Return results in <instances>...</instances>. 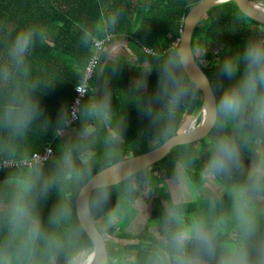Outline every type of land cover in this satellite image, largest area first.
Wrapping results in <instances>:
<instances>
[{
  "label": "trees",
  "instance_id": "1",
  "mask_svg": "<svg viewBox=\"0 0 264 264\" xmlns=\"http://www.w3.org/2000/svg\"><path fill=\"white\" fill-rule=\"evenodd\" d=\"M200 0H0V68L7 69V81L0 73V105L9 99L13 90L25 84L36 85L34 95L39 100L43 111L30 128L19 135H14L0 123V160L27 161L34 155L50 148L52 155L43 163L45 175L57 172L58 157L70 142L86 144L93 153V174L107 164L105 156L108 150L107 137L113 129L123 134L119 145L125 157L146 153L165 140L160 135L159 127H153L143 118L141 112L151 101L160 59L167 52V46L181 35L183 20ZM264 4V0H252ZM261 23L246 17L234 2L219 4L210 8L195 27L192 34V46L199 50L205 61L200 68L213 83V90L220 81L218 64L228 54L242 51L246 41L257 34ZM32 30V43L25 58L27 76L23 69H18L9 56V49L17 32ZM103 42L102 53L98 55L93 76L89 81L86 95L77 121L71 125H58L59 113L69 115L76 98V88L82 82L84 71L94 54V42ZM125 45L133 62L114 60L111 56L117 48ZM143 49L150 50L153 56H147ZM197 62L199 63L198 59ZM121 67L119 76L113 77L111 69ZM146 68V74L143 71ZM147 79L145 89L139 88L140 81ZM225 85L229 81H222ZM111 96V112L108 120L101 123L89 118L85 109L94 103L102 92ZM97 91V93L95 92ZM200 111V99L190 106L180 109L176 122L183 131L188 123ZM200 117L197 118L198 123ZM88 128L91 135L84 141L78 140V134ZM213 133H209L208 137ZM203 138L190 145L174 147L164 159L144 170L147 179L138 188L128 193L125 185L112 186L111 199L106 207L93 208L91 217L98 230L105 237L135 241V245L126 246L125 251L133 253L131 264H145L147 250L156 238L147 229L135 235L124 231L125 226L141 212L146 215L149 225L159 226L165 209L173 202L163 186L165 180H175L181 164H186L185 178L195 189L205 184L202 174L203 155L207 157V139ZM258 145L250 143L242 149L244 160L249 161ZM31 167V166H30ZM22 166L12 170L0 171V212L12 194V187L5 182L10 177H22L30 169ZM153 173L160 177L151 182ZM233 179L218 178L225 191L217 201L216 215L230 214L232 207ZM82 184L57 178V187L50 194L46 204L41 205V216L45 227L49 214L58 203L70 204L73 209L72 223H79L76 211V197ZM197 199V198H196ZM189 200L181 204L185 220L191 222L195 216L210 215L209 204L213 199ZM264 222V213H260ZM68 223L57 229L63 231ZM102 226L105 228L102 229ZM234 226L229 223L220 239L228 244L233 241ZM92 249L89 238L83 233L80 240ZM108 257H114L118 263L119 250L107 245ZM71 253V247L65 249L57 258V264H64Z\"/></svg>",
  "mask_w": 264,
  "mask_h": 264
},
{
  "label": "clouds",
  "instance_id": "2",
  "mask_svg": "<svg viewBox=\"0 0 264 264\" xmlns=\"http://www.w3.org/2000/svg\"><path fill=\"white\" fill-rule=\"evenodd\" d=\"M32 34L31 28L17 32L9 49L11 60L23 69L24 76ZM159 59L157 84L142 117L159 127L162 138L174 146L194 143L201 138V132L204 136L213 133L207 139V158L202 166L210 187L218 178H241L232 185L230 214L216 215L217 201L212 199L210 215L195 216L188 222L182 200L172 202L164 211L155 243L147 250L145 264H264V222L259 209L264 202V149H256L247 167L242 151L250 143L264 144V24L246 41L242 51L220 60V81L215 85L219 95L202 73V58L198 63L197 52L184 35L177 36ZM120 71L121 67L114 64L111 74L116 77ZM0 73L7 81V69L0 68ZM224 80L229 83L225 85ZM147 85L144 79L139 88L143 90ZM35 90L34 84L17 87L0 105V123L14 135L28 130L43 115ZM196 99H200L204 119L197 127L186 126L181 132L177 114ZM110 106L111 96L105 90L85 111L89 118L104 123ZM72 111L79 109L73 107ZM71 122L68 114L59 113L58 125L70 126ZM89 135L91 131L83 128L78 140L84 141ZM122 142V132L113 129L107 137V164L95 175L91 149L70 141L58 157L55 174L45 175L42 161L37 160L24 176L10 177L5 183L12 187V194L0 212V264H57V258L69 247L71 253L64 264H118L116 258L105 256L99 237L93 233L90 213L93 208L107 206L112 186L123 183L125 191L131 193L147 179L143 175L147 164L123 156L119 150ZM186 167H179L178 187L184 184ZM57 178L82 184L76 201L81 223H72V207L60 202L47 218V224L52 226L49 231L41 216V205L56 190ZM65 222L68 226L57 231ZM229 223L235 229L231 244L220 239ZM84 232L93 237L94 250L80 243Z\"/></svg>",
  "mask_w": 264,
  "mask_h": 264
},
{
  "label": "water",
  "instance_id": "3",
  "mask_svg": "<svg viewBox=\"0 0 264 264\" xmlns=\"http://www.w3.org/2000/svg\"><path fill=\"white\" fill-rule=\"evenodd\" d=\"M227 2H234L238 9L248 18L253 19L256 22H259L261 24H264V4L262 3H257L252 0H200L198 3H196L194 6L191 7V9L188 11L186 14L184 20H183V27L181 30V35H184V39L190 41L192 39V34L195 29V27L199 24V22L203 19L204 14L212 7L217 6L219 4L227 3ZM258 5V6H256ZM259 13V14H258ZM203 73V72H202ZM203 98V96L201 97ZM200 117L199 122L193 127H197L201 121L204 119V114L202 110L198 112V114L193 118L187 126H190L191 124H194L197 120V118ZM184 131V130H183ZM181 131V132H183ZM209 135V133H208ZM201 138H206L207 136L203 135V132L200 133ZM199 139V140H200ZM196 140V141H199ZM180 144H176L175 146L171 143H167L165 140L161 144L157 145V147L153 148L152 150L137 155V156H129L137 161L143 160L146 164L147 167H145L144 170L150 168L152 165L157 164L158 162L162 161L164 157L173 149L174 147H179ZM152 163H148V162ZM82 188L80 189V191ZM79 191V193H80ZM79 193L76 197H79ZM76 201H75V211H76ZM78 222H80L79 216L76 214ZM90 221H91V227L93 230V233L99 237L100 243H102L105 256L108 257L107 255V246H106V241L102 233L98 230L96 225L93 222V219L90 214ZM87 237L89 238V241L92 244V249L94 250L96 247V243L93 241V237L89 236L87 232H85Z\"/></svg>",
  "mask_w": 264,
  "mask_h": 264
},
{
  "label": "rangeland",
  "instance_id": "4",
  "mask_svg": "<svg viewBox=\"0 0 264 264\" xmlns=\"http://www.w3.org/2000/svg\"><path fill=\"white\" fill-rule=\"evenodd\" d=\"M124 48L125 47H120L117 49V52L114 55V60H117V61L123 60V61L133 62L132 58H130L128 53L125 52ZM201 58H202V53L199 52V50H197V59L199 62ZM200 65L202 67L205 66V61L203 60V58H202V63ZM195 124L197 123L195 122ZM258 148L262 149L261 145H258ZM206 158L207 157H204L203 155L202 161L204 162ZM249 164H250V160L246 161L245 167H247ZM151 177H152L151 182H154L160 177V175L158 173H153ZM183 179H184V184L180 185L179 187H178L177 178L175 180H168V179L165 180L163 183V186L167 188L168 194L165 195L164 197H172L173 202L177 199H181L182 202L194 200L196 198H197L196 200L198 199L204 200V199H212V198L216 199L220 197L222 193L225 191V188L218 181H216V183L212 185L211 187L207 185L208 181L205 179V177H204V180L206 181L207 184L206 186L201 187L199 189H195L193 186H191L190 183L185 178L184 174H183ZM259 209H260V213H264V202H261V204L259 205ZM145 218H146V215H145ZM145 218H143V222L141 223L142 225H145L146 223ZM129 228L131 231H134L137 229L135 227H129ZM102 229L104 230L105 228L102 226ZM147 231L150 234L154 235V237L156 238L158 228H155V226H149ZM105 241L108 246L115 247L119 250L118 258H121L124 260L123 262L120 261L119 262L120 264H131V261L133 260V253L132 252L128 253L127 251H125L126 246L124 247V245L127 242L126 243L119 242V245H118L116 239L110 238V237H105ZM128 244H131V242H129Z\"/></svg>",
  "mask_w": 264,
  "mask_h": 264
},
{
  "label": "built area",
  "instance_id": "5",
  "mask_svg": "<svg viewBox=\"0 0 264 264\" xmlns=\"http://www.w3.org/2000/svg\"><path fill=\"white\" fill-rule=\"evenodd\" d=\"M103 47V42L100 41H95L94 42V54L91 62L89 63L88 67L84 71L83 79L80 84H78L76 88V98L72 104L71 107V113H70V119H71V125H73L79 116L81 106H82V98L86 95L87 90H88V84L90 79L93 76V72L95 70L97 60H98V55L102 53V48ZM143 53L147 56H153V54L150 52V50L143 49ZM79 88V91L77 90ZM73 107H76L79 109V111L73 112L72 109ZM70 125V126H71ZM52 155V152L50 148L44 149V151L41 154L34 155L30 157L27 161H13V160H0V171L2 170H12V169H17L22 166H32L36 163L37 160L42 161V163H45Z\"/></svg>",
  "mask_w": 264,
  "mask_h": 264
},
{
  "label": "crops",
  "instance_id": "6",
  "mask_svg": "<svg viewBox=\"0 0 264 264\" xmlns=\"http://www.w3.org/2000/svg\"><path fill=\"white\" fill-rule=\"evenodd\" d=\"M125 45H121L120 47H124ZM120 47H118V48H120ZM117 48V49H118ZM125 49V48H124ZM116 52H117V50H116ZM116 52L111 56V58H113L114 59V55L116 54ZM127 53V52H126ZM144 68H143V71H144V73L146 74L147 72H146V68H145V66H143ZM96 93H97V91H95ZM261 147H262V149H264L263 148V145H261ZM241 178V177H240ZM206 181H205V184L202 186V187H204V186H206ZM207 185H209V184H207ZM217 199V198H216ZM143 218H145V215L143 214V213H141V212H138L135 216H134V218L132 219V220H130L129 221V223L125 226V228H124V231L126 232V233H128V234H132V235H135V234H138V233H142L143 231H145L146 229H148L149 228V226H151V225H149V221H147V218H145L146 220V223H145V225H142L141 223L143 222ZM152 226H154V225H152ZM129 227H135V228H137L136 230H134V231H131L130 230V228ZM155 228H157V226H155ZM159 231V230H158ZM116 241H117V244L119 245V242H123V243H126L125 245H124V247L125 246H128V245H135L136 244V242L135 241H125V239H116ZM129 242H131V244H128ZM118 250V249H117ZM132 262V261H131ZM120 264V263H119Z\"/></svg>",
  "mask_w": 264,
  "mask_h": 264
},
{
  "label": "bare ground",
  "instance_id": "7",
  "mask_svg": "<svg viewBox=\"0 0 264 264\" xmlns=\"http://www.w3.org/2000/svg\"><path fill=\"white\" fill-rule=\"evenodd\" d=\"M256 6H258V5H256ZM195 125H196V124L194 123V124H191L190 126H191V127H194Z\"/></svg>",
  "mask_w": 264,
  "mask_h": 264
},
{
  "label": "flooded vegetation",
  "instance_id": "8",
  "mask_svg": "<svg viewBox=\"0 0 264 264\" xmlns=\"http://www.w3.org/2000/svg\"><path fill=\"white\" fill-rule=\"evenodd\" d=\"M106 246H107V243H106Z\"/></svg>",
  "mask_w": 264,
  "mask_h": 264
}]
</instances>
